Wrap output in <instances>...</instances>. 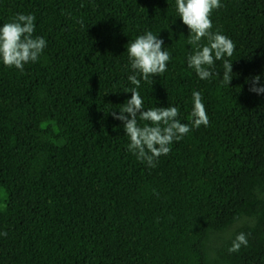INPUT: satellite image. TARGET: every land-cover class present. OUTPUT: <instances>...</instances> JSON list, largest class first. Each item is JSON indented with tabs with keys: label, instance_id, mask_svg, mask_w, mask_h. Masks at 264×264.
Here are the masks:
<instances>
[{
	"label": "trees",
	"instance_id": "obj_1",
	"mask_svg": "<svg viewBox=\"0 0 264 264\" xmlns=\"http://www.w3.org/2000/svg\"><path fill=\"white\" fill-rule=\"evenodd\" d=\"M220 3L229 85L222 62L220 79L188 67L175 0H0V26L32 14L47 43L23 72L0 62V264H264V94L249 91L264 85V0ZM148 31L171 58L141 80L145 110L175 106L190 124L197 91L209 118L154 168L111 115L135 87L126 47Z\"/></svg>",
	"mask_w": 264,
	"mask_h": 264
},
{
	"label": "clouds",
	"instance_id": "obj_2",
	"mask_svg": "<svg viewBox=\"0 0 264 264\" xmlns=\"http://www.w3.org/2000/svg\"><path fill=\"white\" fill-rule=\"evenodd\" d=\"M176 11L183 25L189 30L188 44L193 51L187 56V65L194 70L200 80H209L214 75L219 78L218 71H213L216 62H222L223 76L221 82L229 85L233 79L230 58L235 44L219 30L212 31L210 16L214 10L223 5L220 0H175ZM35 16L17 14L11 22L0 26V62L7 68H15L23 72L28 63H35L47 46L43 37L34 36ZM203 40L207 44L202 43ZM130 69L134 73L128 76L132 87L128 90L131 98L117 111L111 112L113 119L123 124V130L129 143L127 149L137 160L149 167H156L161 156L171 151V144L180 141L192 129L209 125V118L202 102L200 92L192 94L193 107L190 112V124L181 123L178 119L179 108L175 106L153 107L145 110L144 101L138 92L141 80L150 81L167 71L170 53L165 50L164 41L151 31L138 36L126 47ZM261 77L255 76L250 81V92L264 94ZM248 82V81H246ZM141 122H144L141 124ZM7 236V233H0ZM245 233L236 235L228 252H239L242 246L247 247Z\"/></svg>",
	"mask_w": 264,
	"mask_h": 264
}]
</instances>
